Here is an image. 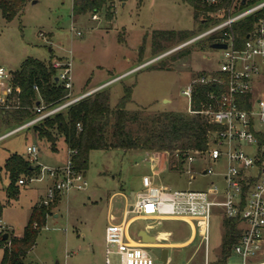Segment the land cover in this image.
<instances>
[{
	"label": "rangeland",
	"instance_id": "rangeland-1",
	"mask_svg": "<svg viewBox=\"0 0 264 264\" xmlns=\"http://www.w3.org/2000/svg\"><path fill=\"white\" fill-rule=\"evenodd\" d=\"M112 12L111 20L105 13L98 14L97 19L91 14L74 18L72 0H30L21 16L8 23L0 10V65L14 73L27 57L51 60V64L66 63L71 69L72 98L99 88L108 89L111 108L123 97L124 88L132 87L133 103L127 110L141 116V122L130 125L134 135H143L150 128L151 119L163 113L189 117V103L182 95L183 89L200 73L219 71L224 55L221 50L213 49L207 38L171 55L169 47L154 54L153 45L156 32L196 31L199 24L193 19L192 9L183 0H115ZM184 50L187 53L177 58ZM13 129L0 128V136ZM28 147L38 150L37 158L28 155ZM56 147L57 153L32 128L0 142V166L10 154H18L40 168L34 180L21 178L26 185H17L20 194L17 200L11 201L5 194L9 179L4 172L0 173V201L5 207L2 220L4 225L15 229L10 233H22L45 184L48 183L47 188L52 186L48 170H62L67 166L63 140ZM153 159L157 164L155 170L150 162ZM144 175H156L155 183L172 191L207 190L210 183L218 181L216 177H198L190 185L184 165L180 170H171L166 153L92 151L84 176L85 190H72L63 199L60 210L52 208L51 217L26 262L103 264L109 217L113 215L116 223L121 221L126 201L133 203L141 192ZM55 212L58 218L53 216ZM144 225L143 222L134 224L131 235L135 236ZM162 229H169L170 241L178 245L192 235L191 227L179 221H169ZM223 233L222 220L214 219L210 254L213 261L221 252ZM150 251L157 256L161 253L158 249ZM169 257V264H204V248L197 240L186 247L169 249ZM111 259L116 264V258ZM262 260L264 246L255 261ZM228 264H241V261L233 255Z\"/></svg>",
	"mask_w": 264,
	"mask_h": 264
},
{
	"label": "built area",
	"instance_id": "built-area-1",
	"mask_svg": "<svg viewBox=\"0 0 264 264\" xmlns=\"http://www.w3.org/2000/svg\"><path fill=\"white\" fill-rule=\"evenodd\" d=\"M200 1L209 6L220 4V0ZM240 2L233 0L223 15H213L223 18L217 25L169 50L171 55L212 35H219L217 44L226 45V49L221 50L224 62L220 70L198 75L182 91L189 103V115H201L217 127L210 135L206 151H192L185 158L183 165L189 176V184L198 177H216L218 181L210 183L207 190L172 191L154 184L150 176H144L141 192L126 207L121 221L116 223L110 217L104 238L105 264H114L112 256L116 258V264H158L160 255L151 253L152 249L148 246L132 244L129 240V228L141 216L190 220L194 226V242L198 240L204 248V264L213 262L210 254L214 219H221L222 222L224 219L235 220L242 236L232 247V256H237L241 264H264V260L255 261L262 254L264 246V18L258 19L240 48L232 29L236 22L263 10L264 1L245 9H240ZM93 18L97 19V16ZM41 36L44 37L42 33ZM77 36H81V33L77 32ZM51 66L57 73V82L70 91L66 102L52 108L39 103L35 107L36 117L0 136V142L20 131L31 129L101 90L99 88L72 98L70 66L57 61L52 62ZM12 74V71L0 65V110L9 109L10 102L20 92L11 84ZM218 74L224 75L225 79ZM210 83L224 86L226 90L219 96L210 94V102L203 105L200 111L194 110V89ZM27 152L33 158L38 156L35 147H28ZM150 162L155 169L156 160ZM198 162V166L194 167ZM48 175L53 184L41 201L44 206L52 205L57 197L72 190L84 191L86 188L84 176L73 171L69 159L65 168L48 170ZM18 185L25 186L24 179L19 180ZM9 231L11 228L0 219V233Z\"/></svg>",
	"mask_w": 264,
	"mask_h": 264
},
{
	"label": "trees",
	"instance_id": "trees-1",
	"mask_svg": "<svg viewBox=\"0 0 264 264\" xmlns=\"http://www.w3.org/2000/svg\"><path fill=\"white\" fill-rule=\"evenodd\" d=\"M29 1L0 0L3 19L10 23L21 16ZM183 1L192 9L193 19L199 24V28L196 31L154 33V54H159L168 47L170 50L217 25L223 18L213 15H223V11L230 8L233 2L220 0L218 6H209L200 0ZM262 1L264 0H245L243 4L241 0L240 9ZM114 2L115 0H72V14L74 18H78L87 14L97 16L105 13L106 18L111 20L114 18L112 12ZM260 18H264V9L233 24L232 29L239 48L244 45L248 34L253 31ZM218 38L219 35H212L206 41L212 47L217 44ZM185 53L187 52L184 50L176 57L181 58ZM50 61L27 57L22 61L19 70L12 74L11 84L20 92L10 102L9 109L0 110V128H16L32 120L36 117L35 107L38 103L52 108L66 102L70 91L56 81L57 73ZM218 76L225 79L224 75ZM225 90L224 86L220 87L215 83L197 86L193 93L192 108L200 111L203 105L210 102V94L219 96ZM132 96V87H125L123 97L114 108H111L108 89H101L45 119L32 129L55 153L57 143L63 140L73 171L83 176L89 166L90 153L95 150L166 153L171 170H180L190 152L207 150L210 135L217 127L201 115L186 117L175 113H163L151 119V126L143 135H134L130 125L138 124L141 116L138 112L131 113L127 110L128 105L133 103ZM3 169L9 178V185L5 190L9 201L17 200L20 194L17 185L22 177L33 179L40 173L39 167H35L18 154H10ZM58 200L59 197L50 206L41 203L34 206L22 236L18 237L10 232L0 233V249L3 250L0 264H28L27 256L36 245L38 235L46 226L52 208L56 206ZM4 208L0 201V219ZM222 224L224 233L221 252L212 264H228L232 256V247L242 236V231L235 220L224 219ZM4 234H8L7 239H4Z\"/></svg>",
	"mask_w": 264,
	"mask_h": 264
},
{
	"label": "crops",
	"instance_id": "crops-1",
	"mask_svg": "<svg viewBox=\"0 0 264 264\" xmlns=\"http://www.w3.org/2000/svg\"><path fill=\"white\" fill-rule=\"evenodd\" d=\"M67 154H68V159H69L68 151H67ZM3 166H0V173L4 172L5 175L8 177V175L6 174V172L3 169ZM168 169H169V166H168ZM156 174H158V172ZM144 176H149V175H144ZM154 176H156V175H153V176H150V177L152 178L154 184H156L155 181H154ZM47 184H45V187L42 190L43 193L40 196L39 202L42 200V198H44L46 196V193H47V190H48ZM158 186L165 187L163 185H158ZM165 188H168V187H165ZM66 195H68V194H65V195H62V196L59 197V200H58L55 208L60 210L61 203H62V201H63V199L65 198ZM39 202L36 205H38ZM130 204L131 203L126 201V203L124 205V211H125L126 207L128 205H130ZM57 213L58 212H55L54 215H53L55 218H58ZM29 217H30V215H29ZM110 217H113L116 220V218L113 215H110ZM110 217H109V221H110ZM169 221H179V222L185 223L186 225L191 227L192 235L182 245H178V244H175V243L171 242L170 241V237L172 235H171V233H169V229H167V230H163L162 229L164 227V224L169 222ZM137 222H143L145 225L138 230V232H137V234L135 236H132L131 235V228ZM133 225H131V227L129 228V231H128V237H129V240L131 241V243L132 244H136V245L148 246L152 250L153 249H158V250H161V252H162V250L167 249L169 251V249H171V248L186 247V246L191 245V244L194 243V238H195L194 226H193V223L190 220H188V219H181V220H178V219L177 220L176 219H159V218H147V217L141 216V217L137 218V220L133 223ZM25 226H24V228H25ZM11 230H15V229L11 228ZM143 232H144V234H142ZM153 232L155 234H153ZM22 234H23V231L19 235H16V234H14V235L20 237V236H22ZM93 250H94V248L92 246H90V251H93ZM0 251H1V257H0V262H1V259H2V256H3V250L0 249ZM67 256H69V255H67ZM169 260L171 262L170 257H169ZM169 260H168V264H169ZM28 264H32V263H28ZM56 264H60V263L57 262ZM65 264H68L67 261L65 262ZM103 264H105V248H104V261H103Z\"/></svg>",
	"mask_w": 264,
	"mask_h": 264
},
{
	"label": "water",
	"instance_id": "water-1",
	"mask_svg": "<svg viewBox=\"0 0 264 264\" xmlns=\"http://www.w3.org/2000/svg\"><path fill=\"white\" fill-rule=\"evenodd\" d=\"M242 3L245 4V0H243ZM212 48L216 49V50H224V49H226V45L215 44L212 46ZM56 81H57V79H56ZM37 105H39V103ZM142 234H144V232ZM7 238H8V234H4V239H7ZM168 260H169V251L167 249H164V250H162V252L160 254L158 264H167Z\"/></svg>",
	"mask_w": 264,
	"mask_h": 264
}]
</instances>
